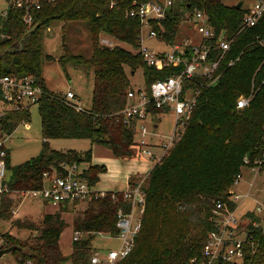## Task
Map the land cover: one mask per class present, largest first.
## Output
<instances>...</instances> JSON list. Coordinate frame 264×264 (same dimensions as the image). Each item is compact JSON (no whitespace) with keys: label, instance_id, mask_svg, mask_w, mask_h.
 I'll return each mask as SVG.
<instances>
[{"label":"trees","instance_id":"obj_1","mask_svg":"<svg viewBox=\"0 0 264 264\" xmlns=\"http://www.w3.org/2000/svg\"><path fill=\"white\" fill-rule=\"evenodd\" d=\"M38 9L29 8L31 22L27 24L22 7L8 6L0 16V77L30 75L42 89L35 103L38 107L43 142L49 139H88L91 144H102L116 156H129L138 131L136 118L125 119L123 110L126 95L131 89L125 67L133 73L143 69L146 84L155 78L172 74V70L152 68L138 52L139 19L127 18L126 11L133 3L151 0H113L116 8H109V0H40ZM172 1V0H171ZM202 12L214 31L209 46L210 61L220 57L216 83L198 88V94L189 119L184 123L178 138L167 152L157 160L144 182V207L140 227L130 252L116 264H198L190 263L193 257L202 258L207 234L216 229L213 209L218 201H228L234 176L244 167L245 156L251 160L261 153L264 125V11L253 26L242 27L245 8L225 5L220 0L173 1L161 22L151 21L157 38L172 45L179 23L186 15ZM191 16V15H190ZM189 16V17H190ZM189 19V18H188ZM81 20L90 34L91 55L73 54L63 43L61 64L75 62L92 69V105L89 110L78 109L75 101L53 94L45 86L41 74V29L51 21ZM225 31L231 40L222 53L217 38ZM26 37L23 49L9 51V47ZM103 37L113 38L132 46L136 52L119 45L102 42ZM189 51L188 49L186 50ZM46 59H53L46 55ZM233 64L228 66V62ZM205 82V79H202ZM253 93L249 104L236 108L241 95ZM154 114L165 109L150 107ZM29 119V110L9 111L0 121L1 127L12 132ZM8 162V160H7ZM83 163L87 165L81 167ZM75 165L77 176L94 186L104 166L91 164L90 149L83 152L55 150L48 145L41 152L11 168L8 186L13 190L36 189L42 186V174L54 171L65 176V166ZM134 183L131 182V185ZM11 194L0 198V219L10 220L15 204ZM80 203L74 201L73 207ZM67 203L59 205L54 213H45L38 222L16 218L11 221L18 229L30 230L32 237L20 240L5 234V246L18 247L14 258L30 259L33 264H88L93 239L99 234L115 236L117 213H128L131 204L122 192L92 194L81 210H73L74 231L82 236L72 241L71 251L65 255L60 235L67 223L62 213ZM16 205V204H15ZM64 205V207H63ZM73 209V208H72ZM252 217V213L248 212ZM248 230L253 234L256 249L246 248L243 264H264V233L261 229ZM21 248H26L23 253ZM211 264H232L214 259Z\"/></svg>","mask_w":264,"mask_h":264},{"label":"built area","instance_id":"obj_2","mask_svg":"<svg viewBox=\"0 0 264 264\" xmlns=\"http://www.w3.org/2000/svg\"><path fill=\"white\" fill-rule=\"evenodd\" d=\"M40 0H8V6L22 7L25 10L24 21L29 24L31 16L28 14L29 8L38 9ZM171 0H165L160 3L158 0H151L144 3H133L126 11L127 18L139 19L140 32L138 35V52L146 65L158 69L172 70L162 78H155L144 88H131L126 95V106L123 110L125 119L136 118L142 135L147 134V129L142 123L147 118L155 115L149 111L150 107L165 109L174 114L173 132L168 137L167 142L162 145V153L156 161L164 155L178 138V132L181 131L184 123L189 119L194 107L198 87L209 86L217 82L219 74L214 75L218 69L220 57L210 61L208 59L209 46L204 40L211 39L214 36L213 29L209 26L206 16L200 12H195L187 19L195 29L201 34L203 42L192 45L187 40L180 44L169 45L165 50H154L149 48L145 41L148 39H158L157 32L151 26V21L161 22L166 17V11L171 6ZM109 8H116L113 0H109ZM245 12L242 18V27L253 26L261 17L264 11V0H256L249 6L244 7ZM145 31V32H144ZM103 42V40H102ZM231 40L223 37L217 42L218 48L224 53ZM108 43V42H107ZM105 44V43H104ZM189 50L188 52L186 50ZM233 60L228 62V66L233 64ZM205 79V82L202 79ZM41 87L36 83L34 77L26 75L16 77L15 75H5L0 77V121L9 111L29 110L32 104H35L42 95ZM253 97L251 92L248 95H241L236 101V108L241 109L249 104ZM64 98L74 101V93L67 90ZM80 109L79 106H77ZM159 114V113H158ZM13 132V131H12ZM12 132L5 131L0 125V198L3 195L11 194L12 197L38 199L44 203L61 205L64 203H73L74 201H85L92 194L103 196L104 192L95 191L88 182L77 176V167L75 165L65 166L67 173L65 176L56 175L54 171H46L42 174V186L36 189L13 190L8 186V176H6L7 167V146L6 141ZM138 146L142 152L151 155L146 149L145 139H141ZM244 167L258 172V169L264 166V125L262 134L261 153L259 157L250 159L245 156L243 159ZM74 176L71 177L70 175ZM241 178L240 172L234 176L233 184H237ZM232 184V185H233ZM142 183L123 191V198L131 204L128 213L121 210L117 213L116 227L118 233L114 237L118 239V246L108 248L104 251L95 249L91 252L88 264H116L124 258L132 249L134 237L140 227V219L144 207V194L141 190ZM249 192L244 194L235 193L229 190L228 201L234 206L230 207L224 202L218 201L213 209V218L216 223V229L207 234L206 241L202 248V258L197 260L193 257L190 263L211 264L214 259H221L224 262L232 264H243L246 248L252 251L256 249V242L248 230L261 229L264 233V205L257 202L254 210L250 211L252 217L247 213L248 222L242 228L239 225V217L235 215L236 203L241 199L248 197ZM15 217L19 216L16 208L11 207L10 211ZM138 214V217L135 214ZM240 227V228H239ZM107 235V234H106ZM82 236L80 231H73L72 241L78 240ZM9 264H33L30 259L14 258ZM65 264H70L66 262Z\"/></svg>","mask_w":264,"mask_h":264},{"label":"rangeland","instance_id":"obj_3","mask_svg":"<svg viewBox=\"0 0 264 264\" xmlns=\"http://www.w3.org/2000/svg\"><path fill=\"white\" fill-rule=\"evenodd\" d=\"M164 1L165 0H158V2L160 3ZM172 1L176 6L178 5L179 0ZM220 1L225 5H235L239 0ZM243 1L244 3L242 4V6L247 7L251 3H254L256 0ZM7 8L8 0H0V16L5 13ZM190 15L192 16L193 13H191ZM190 15H186L185 19H182L180 21L179 28L174 38L175 43H181L186 38H188L190 41L195 42H201L203 40L201 34L197 30H194L192 25L187 21V19L191 17ZM102 40L105 44H116L126 50L136 52V50L129 44L117 41L113 38L103 37ZM40 43L42 55L40 64L41 74L48 91L64 97L65 92L71 89L76 95V97L74 98L76 104L79 105L82 109L89 110L92 105V69L75 62H67L63 65L58 61L59 57L64 53L62 46L63 43L69 47L70 51L73 54L81 55L83 57H89L91 55L90 34L86 28L85 22L81 20H71L67 22L60 20L51 21L48 25L44 26L41 29ZM145 44L151 49L154 48L165 50L166 48H168L166 45L158 44L152 39L146 41ZM46 55L52 56L53 59H46ZM125 70L131 88H144L146 82L143 69L141 67L137 68L133 73L130 72V69L128 67H125ZM173 121L174 114L171 111H163L162 113L155 114L147 118L142 122L147 129V134H141L139 125L137 128L138 131L136 132L134 137L135 142L130 147V155L116 156L109 148L102 144H94L95 148L92 150L88 141L84 139H49L46 140L47 143H44L40 128L38 107L36 104H32L29 107V119L19 123L6 141L8 154L6 176L9 177L11 168L13 166L18 165L26 161L27 159L38 155L44 145H48L51 149L62 151L71 150L80 152L90 149L91 158L96 159L97 154L99 155L100 159L104 160L105 165H101L96 162L97 165L104 166L105 168V170L100 173L102 174V180L105 183H113V188L117 189L119 188L118 184L120 183V178L129 167L128 163L131 157L134 155L137 158L140 157L139 146L137 143L142 138L145 139V142L147 143H154V145H157V149L152 147L150 148L149 146L147 147V149H149L151 153L155 154V156L158 157L162 153V145L167 142L168 137L173 132ZM155 122H157L158 124L157 130H155L153 126ZM154 145L153 147H155ZM105 151H109L112 155V158H114L111 159L105 157ZM106 166L108 167V170ZM81 167H84V164H82ZM132 174L133 175H131L130 177L143 176V173L134 172ZM240 175L241 178L239 182L235 185L233 184L230 187V189L235 193L244 194L247 191L249 192L248 197L241 199L236 203L235 215L237 217L241 216L239 218V221L243 217H247L244 216L246 213L254 210L257 202L264 205V166L259 168L257 173H255V171L251 169L242 167L240 170ZM145 178H139L135 180L134 184L131 185L130 188L139 183H143ZM121 191L123 192L124 190H120V192ZM13 198L16 199V205L14 204L13 206L14 208H16V211L19 212V216L15 217L14 214H12L10 220L0 219V246H5V234L17 237L20 240H25L28 237H32V234H30V230L18 229L17 227L12 225V220L16 218H27L34 222H38L43 214L54 213L59 210V206H53L38 199L25 198L21 201L19 197ZM88 199L76 204L74 207L71 203H67L66 206H68V211L62 213L67 226L62 231L59 242L65 255H68L70 253L72 246L74 231L72 225V212L73 210H75V212L81 210V208L87 204ZM135 216L138 217V214L136 213ZM102 235L106 234L99 233L93 239L92 246L94 248L104 251L108 248L116 247V244L118 242L117 238H111ZM13 259V253L6 254L2 258H0V264L12 263Z\"/></svg>","mask_w":264,"mask_h":264},{"label":"crops","instance_id":"obj_4","mask_svg":"<svg viewBox=\"0 0 264 264\" xmlns=\"http://www.w3.org/2000/svg\"><path fill=\"white\" fill-rule=\"evenodd\" d=\"M243 3H244V1H243ZM242 3V4H243ZM188 21V20H187ZM189 22V21H188ZM190 23V22H189ZM191 25H192V23H190ZM192 27H193V29L194 30H196L195 29V27L192 25ZM179 28V27H178ZM103 39V38H102ZM105 39V38H104ZM203 39V38H202ZM107 40V39H106ZM148 40H150V39H148ZM148 40H146V41H148ZM152 40H154L156 43H158V44H161V45H166L167 47H168V45L167 44H165L164 42H162V41H160L159 39H152ZM185 40H187L188 42H189V44H192V45H197V44H201L202 42H203V40L201 41V42H195V41H190L188 38H186ZM184 40V41H185ZM145 41V42H146ZM184 41H182V42H184ZM181 42V43H182ZM174 44H180V43H175L174 42ZM154 49V48H153ZM154 50H164V49H154ZM71 90V89H70ZM72 91V90H71ZM73 92V91H72ZM74 93V92H73ZM74 96L76 97V95H75V93H74ZM79 106V105H78ZM80 107V106H79ZM81 108V107H80ZM82 109V108H81ZM154 129L155 130H157L158 129V124H157V122H155L154 123ZM84 140H86V141H88V143L90 144V147L92 148V150L95 148L94 147V144H91V142L88 140V139H84ZM153 145H154V143H147L146 144V149H147V147L149 146L150 148L152 147V148H156L157 149V145H154L155 147H153ZM147 150H149V149H147ZM150 151V150H149ZM80 152H83V151H80ZM134 152H136V151H134ZM133 152V153H134ZM139 158H137V157H135V155L134 156H132L131 157V159H130V161H129V167L126 169V171L124 172V174L122 175V177L120 178V183L118 184L119 186V188H117V189H115V188H113V183H105L103 180H102V174H100L99 175V179H98V181H97V183L94 185V186H92L93 187V189L95 190V191H99V192H107V191H114V192H120V190H127V189H129L130 188V186H131V182H133L134 183V181L135 180H137V179H139V178H145L147 175H148V173H149V171L151 170V168L153 167V165H154V161L157 159V157L155 156V154H153V153H151V155H146V154H144L143 152H142V148H140L139 147ZM105 157H108V158H111V159H113L112 158V155L110 154V152L109 151H105ZM160 156V155H159ZM158 156V157H159ZM114 160H117V159H114ZM96 162L97 163H99V164H101V165H105L104 164V160L103 159H100L99 158V155H97L96 154V159H94V158H91V164H96ZM156 162V161H155ZM84 164V166H86L87 164L86 163H83ZM97 165V164H96ZM107 167V166H106ZM107 170H108V167H107ZM143 173V176H141V177H137V176H135V177H130L131 175H133L132 173ZM130 177V178H129ZM117 190V191H116ZM122 192V191H121ZM51 205H53V204H51ZM53 206H57V205H53ZM102 236H108V235H102ZM112 238V237H111ZM118 243L119 242H117V244H116V247L118 246ZM95 247H98V246H95ZM112 248H115V247H112Z\"/></svg>","mask_w":264,"mask_h":264},{"label":"water","instance_id":"obj_5","mask_svg":"<svg viewBox=\"0 0 264 264\" xmlns=\"http://www.w3.org/2000/svg\"><path fill=\"white\" fill-rule=\"evenodd\" d=\"M242 3H243V0H239L236 4H235V8L236 9H240L241 6H242ZM225 35V31H222L218 38H217V42H220L221 39L224 37ZM25 40H26V37H23L20 41L17 42V44H14L12 46L9 47V51L11 52H18V51H21L23 49V45L25 43ZM71 177H73L74 175L71 174L70 175ZM248 222V218L247 217H243L240 221H239V224L240 226L243 228L245 227L246 223ZM15 249H18V247L14 246V245H11V246H8V247H5V248H1L0 247V258H2L4 255L6 254H9V253H13V251ZM21 251L23 253H27V249L26 248H21Z\"/></svg>","mask_w":264,"mask_h":264}]
</instances>
